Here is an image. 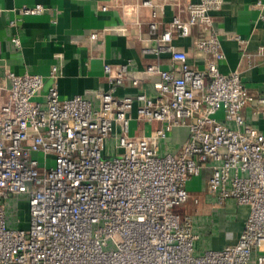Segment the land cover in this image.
<instances>
[{"label":"built area","instance_id":"2783aa9c","mask_svg":"<svg viewBox=\"0 0 264 264\" xmlns=\"http://www.w3.org/2000/svg\"><path fill=\"white\" fill-rule=\"evenodd\" d=\"M176 3L179 12L164 30L153 11L156 45L143 48L169 53L168 68L113 65L100 55L105 36L94 29L85 36L97 42L90 57H103L108 88L63 98L57 82L43 92V74L0 67V264H264V132L241 112L264 97L250 91L240 70L220 69L223 0ZM253 5L264 20V0ZM45 10L37 3L17 12ZM194 26L201 28L194 44L202 67L172 42L175 33L192 35ZM81 38L71 35L75 44ZM11 44L20 49V35L12 34ZM62 65H53V77ZM130 85L138 89L118 93ZM178 127L188 137L176 145L171 133ZM205 168L215 203L204 218L208 227L217 229L229 200L248 208L237 240L221 247H203L198 215L180 209L190 197L187 181Z\"/></svg>","mask_w":264,"mask_h":264},{"label":"crops","instance_id":"0c3cea01","mask_svg":"<svg viewBox=\"0 0 264 264\" xmlns=\"http://www.w3.org/2000/svg\"><path fill=\"white\" fill-rule=\"evenodd\" d=\"M142 1L0 0V67H8L18 73L29 71L43 74V92L57 82L63 98L89 89L108 88L103 57H90L97 50V42H90L85 36L88 29H94L105 36V50L100 55H104L113 65L132 62L131 67L142 69L152 62H158L168 68L171 65L169 53L158 56L144 52L143 48L156 45L151 40L149 27L150 21L155 19L153 11L157 10L160 29L164 30L179 12V7L176 0H153L156 7L140 5ZM255 2L256 0H223L222 7L217 12V26L222 31L225 58L219 65L225 73L240 70L250 91L257 97H264V55L258 53L259 46L264 45V20L259 17V10L253 5ZM37 3L44 4L46 10L25 15L17 12L23 5ZM136 4L135 10L126 11L127 6ZM182 13L185 18L188 16L187 11ZM13 19H18L17 23L11 24ZM200 29V26H194L192 35L185 37L175 33L172 42L188 52L191 63L202 67L204 56L194 44V39L201 34ZM14 33L22 38L20 49L12 47L11 36ZM234 33L245 42L236 38ZM73 34L81 35L79 43L71 41ZM60 61L63 64L61 72L53 77L52 67ZM156 78L154 75L144 86L152 89V80ZM137 89L130 85L119 88L118 93L134 92ZM220 112L222 114L223 111ZM241 112L264 132V103L256 100L243 107ZM171 137L176 145L182 144L188 137V132L185 128L178 127L171 133ZM209 174L210 169L205 168L201 175L192 176L187 181L189 192L207 189ZM247 214L248 208L238 206L233 200L223 206L221 221L216 230L220 232L219 238H212L218 241L215 243L216 247L237 240ZM226 231H230L229 238Z\"/></svg>","mask_w":264,"mask_h":264},{"label":"rangeland","instance_id":"374dc122","mask_svg":"<svg viewBox=\"0 0 264 264\" xmlns=\"http://www.w3.org/2000/svg\"><path fill=\"white\" fill-rule=\"evenodd\" d=\"M216 116L222 117L221 112L216 113ZM150 129L151 128L147 127L146 129L147 132H150ZM136 132H137V121L135 119H132L130 122V133L134 134ZM112 146H113V139H110L107 144V150L109 152H111L114 149L112 148ZM53 163H54V160L50 159L49 165H52ZM195 197L199 198V202L195 201ZM214 205L215 203H213V201L210 199L207 189L200 190V191L199 189H197L193 191L192 193H190L189 199L180 207V209L183 211L191 212V213L198 215V219H199L198 230L201 233V239H202L200 243L202 244L203 247H206L204 245H207V247L217 246L215 243H217L218 241L217 240L215 241L212 238H219L220 232L216 231L218 228L215 229L211 226L208 227V225L206 224V221H204L205 216H207L208 214L212 215L214 213V208H213ZM219 212L222 213V209H220ZM217 217H218V220L221 221V216L218 215ZM229 233L230 231H226V236L228 238H229V235H231ZM215 235H217L218 237H214Z\"/></svg>","mask_w":264,"mask_h":264}]
</instances>
